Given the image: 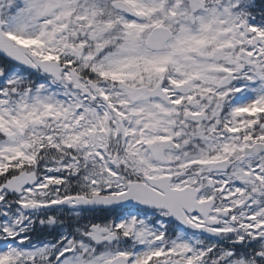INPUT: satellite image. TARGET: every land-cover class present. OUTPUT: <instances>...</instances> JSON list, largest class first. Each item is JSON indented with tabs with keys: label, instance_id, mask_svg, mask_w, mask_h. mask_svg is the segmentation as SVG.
Returning a JSON list of instances; mask_svg holds the SVG:
<instances>
[{
	"label": "snow or ice",
	"instance_id": "1",
	"mask_svg": "<svg viewBox=\"0 0 264 264\" xmlns=\"http://www.w3.org/2000/svg\"><path fill=\"white\" fill-rule=\"evenodd\" d=\"M0 264H264V0H0Z\"/></svg>",
	"mask_w": 264,
	"mask_h": 264
}]
</instances>
